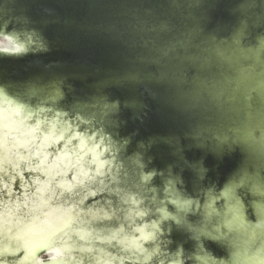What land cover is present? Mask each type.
Here are the masks:
<instances>
[{
	"label": "clouds",
	"instance_id": "obj_1",
	"mask_svg": "<svg viewBox=\"0 0 264 264\" xmlns=\"http://www.w3.org/2000/svg\"><path fill=\"white\" fill-rule=\"evenodd\" d=\"M0 264H264V0H0Z\"/></svg>",
	"mask_w": 264,
	"mask_h": 264
}]
</instances>
